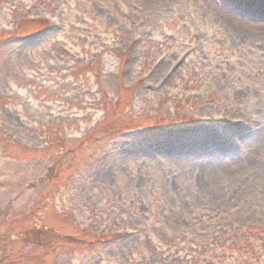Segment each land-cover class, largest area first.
Wrapping results in <instances>:
<instances>
[{"label":"rangeland","instance_id":"obj_1","mask_svg":"<svg viewBox=\"0 0 264 264\" xmlns=\"http://www.w3.org/2000/svg\"><path fill=\"white\" fill-rule=\"evenodd\" d=\"M218 1L0 0V264H264V6Z\"/></svg>","mask_w":264,"mask_h":264},{"label":"bare ground","instance_id":"obj_2","mask_svg":"<svg viewBox=\"0 0 264 264\" xmlns=\"http://www.w3.org/2000/svg\"><path fill=\"white\" fill-rule=\"evenodd\" d=\"M222 13L223 14H226L227 15V18L231 21V19H233V17H235L233 14H231L230 12L228 11H225V10H222ZM239 19H243V18H239ZM159 66V65H158ZM157 66V68H158ZM220 145V143H218ZM219 145H216V148H219Z\"/></svg>","mask_w":264,"mask_h":264}]
</instances>
